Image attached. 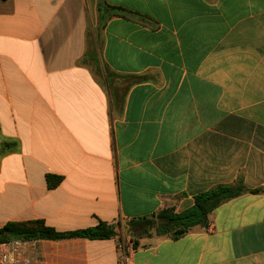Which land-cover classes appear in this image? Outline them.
<instances>
[{
    "label": "crops",
    "instance_id": "crops-1",
    "mask_svg": "<svg viewBox=\"0 0 264 264\" xmlns=\"http://www.w3.org/2000/svg\"><path fill=\"white\" fill-rule=\"evenodd\" d=\"M239 184L177 240L136 223ZM30 221L115 231L36 264H264V0H0V229Z\"/></svg>",
    "mask_w": 264,
    "mask_h": 264
},
{
    "label": "trees",
    "instance_id": "trees-1",
    "mask_svg": "<svg viewBox=\"0 0 264 264\" xmlns=\"http://www.w3.org/2000/svg\"><path fill=\"white\" fill-rule=\"evenodd\" d=\"M123 11V9H120ZM55 185V184H54ZM246 191L242 184L237 186H218L195 197L194 206L182 213L166 210L152 218H144L136 223L142 225L143 235L154 231L157 235H169L177 240L197 226H207L210 214L221 204L242 195ZM115 236L112 227L99 224L97 227L75 232L60 233L47 226L43 221L8 223L0 229V242L14 239L63 240L84 238L104 240Z\"/></svg>",
    "mask_w": 264,
    "mask_h": 264
},
{
    "label": "built area",
    "instance_id": "built-area-1",
    "mask_svg": "<svg viewBox=\"0 0 264 264\" xmlns=\"http://www.w3.org/2000/svg\"><path fill=\"white\" fill-rule=\"evenodd\" d=\"M35 239L0 242V264H36Z\"/></svg>",
    "mask_w": 264,
    "mask_h": 264
}]
</instances>
